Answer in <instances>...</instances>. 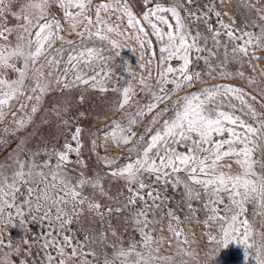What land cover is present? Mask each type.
Listing matches in <instances>:
<instances>
[{"label":"snow or ice","instance_id":"snow-or-ice-1","mask_svg":"<svg viewBox=\"0 0 264 264\" xmlns=\"http://www.w3.org/2000/svg\"><path fill=\"white\" fill-rule=\"evenodd\" d=\"M223 2L143 0L138 18L127 3L110 0L94 5L93 21L92 0H0V122L21 97L35 115L43 98L58 91L61 97L41 123L54 125L64 137L62 144L53 137L35 150L21 140L0 161V264H205L191 248L187 225L209 229L207 239L217 246L213 252L236 243L246 256L257 257L255 264H264V103L257 109L244 89L230 85L179 95L206 79L238 76L264 99V70L256 63L264 56L255 55L264 51V0H227L243 13L239 23L219 7ZM54 3L71 31L87 21L77 40L66 39L61 18L51 15ZM101 11L126 17L130 35L151 56L148 64L156 63V75L155 84L139 80L146 99L135 104V112L91 133L93 149L101 146L103 132L105 150L112 145L127 150L123 157L100 158L103 170L88 175L81 158L84 130L71 114L73 92L81 103L89 91L118 97L98 119L124 109L136 94L130 83L135 73L127 66L126 86L113 84L114 57L105 52L119 56V44L109 34L121 33ZM151 37L159 45L158 60ZM173 60L179 63L173 66ZM201 61L206 72L194 71ZM234 64L250 65L255 75L229 72ZM221 92L240 107L213 103ZM161 104L146 135L138 136L134 128L141 118ZM13 123L18 131L32 116L13 114ZM226 158L229 163H222ZM73 164L79 173L69 167ZM169 188L182 189L176 206H169ZM31 224L40 226L39 234L32 235ZM157 224L175 241L173 255L162 254L166 238L156 234ZM17 227L25 233L19 241L10 235ZM129 228L138 239H125Z\"/></svg>","mask_w":264,"mask_h":264},{"label":"rangeland","instance_id":"rangeland-1","mask_svg":"<svg viewBox=\"0 0 264 264\" xmlns=\"http://www.w3.org/2000/svg\"><path fill=\"white\" fill-rule=\"evenodd\" d=\"M110 0H92L93 7L89 10V15L92 16L93 21H95V8L94 5L100 3H108ZM202 2H206V0H202ZM122 3H127L128 6L132 9V11L139 16L141 15L143 9V0H122ZM219 7L226 11L229 15H235L237 23H239L243 19L242 12H234L233 7L224 0L223 3L219 4ZM51 15H54L58 18H61V22L65 29L66 39L68 40H77V32L84 31V28L87 24V21H84L75 31H71L69 29V25L65 23L62 19L63 12L55 3L50 7ZM75 11V9H73ZM102 18L107 20L108 24L118 25L119 31L121 35H117L116 33H110L112 39L116 40L119 44V48L115 51L119 52V56L116 57L113 51H106L105 54L108 56L114 57L110 63V67L112 68L114 80L113 84L115 85L117 81L119 84L125 85L127 80L130 79L129 73L125 70V66L130 68L134 73V77L131 79L130 83L135 90V95L132 98V101L127 105L124 109L116 112L114 115H108L107 118L103 117L108 106L113 103L118 97L111 91L106 94H101L97 91H89L86 94L84 101L79 102V96L76 92H73V107L71 110V114L75 118L74 122L77 123L82 129V142L84 147L82 149V159L87 165V173L88 175H92L97 171H101L104 168V165L100 158L104 156H108L110 158H119L123 157L126 154L127 147L120 148L115 145H112L110 148L105 150L103 147L104 139L103 132L98 133L100 139L99 144L100 147L93 149L91 140L93 137L91 133H96L97 129H104L106 125H109L113 120L119 119L126 112H135V104L138 101H144L146 96L143 91V87L140 85L139 80L144 79L148 83L155 84V75H156V63L148 64V61L151 59V56L142 50L134 38L130 35L133 30L127 26L126 17H123L121 13L110 11L104 12L101 11ZM215 17H212V21H215ZM227 20V17H225ZM146 29L147 26L145 25ZM150 32V29H147ZM95 31V27L93 28ZM153 40L154 48L157 52V60L159 56V45L156 43L155 38L151 37ZM90 43H95L98 47H103L106 50L109 49V45L107 42H101L93 40ZM61 46L60 42H57L55 45L56 48ZM143 55V60L141 59V55ZM256 56H264V51H256ZM43 63V60L41 61ZM179 62L176 60L172 61L173 66H176ZM258 68L264 70V59H260L256 61ZM144 67H141V65ZM39 66V65H38ZM194 71H205L203 62L201 61L199 64L193 65ZM229 72H238L244 71L245 76L255 75L251 71L250 65L241 66L239 64H234L229 67ZM149 73L152 75V79H149ZM215 85H230L233 87H238L244 89L249 96L246 97L249 104H252L254 107L259 109L261 103H264V99H262L253 89L245 83V80L239 78L238 76L230 77V78H217V79H206L205 83H197L194 87L188 88L185 91L179 93V95H184L187 92L199 91L205 87H212ZM171 87V85H169ZM26 95H31V93H27ZM255 96L256 101L251 100L250 97ZM61 97V94L56 91L49 93L43 98L42 105L40 106V110L35 114H31L32 104L29 103L25 97H21V99L14 104L11 109V112L4 118L2 122H0V161H4L5 158L16 149L17 144L21 140H27V147L35 150L38 147H42L43 143L46 141H53V137L59 141V143H63L64 137L59 136L57 134V129L54 125L42 124V117L45 115L47 109L53 106L58 98ZM177 97L173 96L172 99L175 100ZM216 102H223L224 105L233 104L236 105L237 108L240 107L239 102L234 98H225L224 94L221 92L220 95L216 97ZM170 103V102H169ZM26 104L27 106L23 111L20 110V105ZM165 107L164 104H161L159 108L155 109L153 112L141 118V122L138 126L134 128L137 131V135H146L144 129L146 127H151V120L156 115V112L160 111L161 108ZM83 112V116H79V113ZM13 114L17 117L22 116H32V123H27L26 126L20 128V130H16V125L13 123ZM171 113H169L170 115ZM239 114V113H238ZM164 118H167L165 116ZM7 129V131H5ZM14 133V134H13ZM54 142V141H53ZM130 146V145H129ZM73 161L76 159L73 154ZM123 163V160L120 161ZM222 163H229V160L226 158ZM75 173H79L81 169L75 164L69 166ZM235 168V166H233ZM116 183L113 182L111 188L115 191ZM182 189H171L169 188L167 195L170 197L169 206L178 205L181 198ZM183 215V211L180 212ZM202 215V214H201ZM115 223V221H114ZM257 224H259V219H257ZM32 230V235L35 236L40 233V226L36 224H31L29 226ZM73 228L76 225H72ZM162 225H156V234L166 238V242L162 247V254L164 255H173L174 249L172 245L175 243L171 238V234L165 229L161 230ZM123 230V229H122ZM186 231L188 232L189 239L193 241L191 244V248L195 250L199 255L197 257L198 260L205 262V264H255L256 256L249 254L245 255V251L242 245H238L236 243L230 244L227 248H219L217 251L213 252V249H216L217 246L215 244L209 243L207 239V233L209 229L206 227H197L195 225H187ZM10 235L14 240L19 241L25 235L22 228H12L10 229ZM129 235H135L136 238H139V235L135 233L131 228L127 232L124 233L125 239L128 238ZM181 247L188 248V245L182 244Z\"/></svg>","mask_w":264,"mask_h":264}]
</instances>
